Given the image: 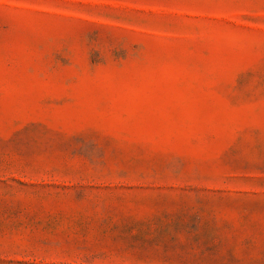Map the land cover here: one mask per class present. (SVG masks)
<instances>
[{
    "label": "rangeland",
    "instance_id": "obj_1",
    "mask_svg": "<svg viewBox=\"0 0 264 264\" xmlns=\"http://www.w3.org/2000/svg\"><path fill=\"white\" fill-rule=\"evenodd\" d=\"M0 264H264V0H0Z\"/></svg>",
    "mask_w": 264,
    "mask_h": 264
}]
</instances>
